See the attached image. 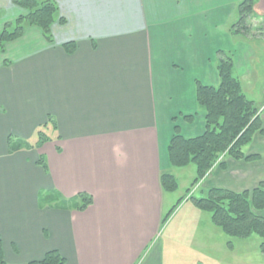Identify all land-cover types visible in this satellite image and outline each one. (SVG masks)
<instances>
[{
  "label": "crops",
  "instance_id": "obj_1",
  "mask_svg": "<svg viewBox=\"0 0 264 264\" xmlns=\"http://www.w3.org/2000/svg\"><path fill=\"white\" fill-rule=\"evenodd\" d=\"M51 1L58 9L52 43L26 26L18 39L25 43H8L0 53L4 264L37 263L52 251L64 264H181L178 231L165 239L161 225L167 192L160 176L175 169L167 148L175 127L184 138L203 134L196 83L219 85V53L231 56L244 94L262 85L256 50L246 42L264 41L257 34L264 0H254L247 36L231 32L244 0ZM24 14L0 0L1 26ZM257 47L262 52L264 43ZM262 108V132L243 149L259 160L221 157L194 186L202 197L264 181ZM39 130L49 140L37 148ZM9 138L28 147L9 152ZM80 194L92 200L82 211Z\"/></svg>",
  "mask_w": 264,
  "mask_h": 264
},
{
  "label": "trees",
  "instance_id": "obj_2",
  "mask_svg": "<svg viewBox=\"0 0 264 264\" xmlns=\"http://www.w3.org/2000/svg\"><path fill=\"white\" fill-rule=\"evenodd\" d=\"M254 0H244L238 5L239 20L231 27L232 34L247 36L252 30V7ZM12 4L19 7L26 14L18 17L14 22L5 24L0 31V53L5 52L8 43L22 37L25 26H34L41 30L43 37L52 43L51 28L56 21L57 5L51 0H12ZM61 23L63 20H59ZM264 28V16L261 24ZM66 52H72L73 43L63 45ZM217 72L219 85L217 87L204 86L196 83V101L204 113L205 130L202 135L184 138L175 127V133L169 142L167 154L172 168H182L189 164L196 167V177L192 187L198 184L207 173L218 163L221 157L233 161L254 162L259 156H245L243 149L251 143L257 133L262 132L260 109L249 100L242 91L240 81L233 76V62L231 56L218 54ZM191 121V118H185ZM49 139L43 131L37 132L39 148ZM27 146L25 142L8 140L9 152H14ZM42 164L41 161H39ZM224 168L223 164H220ZM160 184L164 191L172 192L177 187L175 177L170 173L160 176ZM189 192V191H188ZM82 200L78 210L88 207L92 200L80 194ZM185 199H180L176 206L163 218L165 224L169 215ZM201 211L211 214L212 224L233 238H250L258 236L264 239V216L258 213L264 211V181L259 182L252 190L235 193L226 189L213 188L201 198L190 195L186 198ZM264 254V244L261 245ZM0 241V264H4ZM30 264H64V260L55 252H48L43 260Z\"/></svg>",
  "mask_w": 264,
  "mask_h": 264
},
{
  "label": "rangeland",
  "instance_id": "obj_3",
  "mask_svg": "<svg viewBox=\"0 0 264 264\" xmlns=\"http://www.w3.org/2000/svg\"><path fill=\"white\" fill-rule=\"evenodd\" d=\"M14 21L15 20L11 22ZM252 23H254V21ZM5 24L3 26L0 25V31L4 28ZM259 33H264V28L257 32V34ZM24 43V40H17L14 42L15 45ZM262 43H264V41L256 40L252 37H249L246 42L247 46L253 45L255 48L253 50H256L254 51L256 56L253 54L252 56L254 59H251L252 61L258 59L256 64L258 67L254 72L259 74L257 78L261 80L262 85L254 91L244 88V92L246 93L245 96L253 101L258 109H260L261 106H263L262 109H264V98L261 94V91H264V49H262V52H259L260 48L257 47ZM260 64L261 66H259ZM256 65H254V67ZM245 76L248 78V81H253L255 78V76H251V74L249 77L247 75ZM247 82L243 80V85L245 86ZM170 174L175 177L177 187L174 191L165 193L164 204L166 215L176 206L180 199L185 200H183L169 215L165 226H163L165 227L163 229V231L165 230L163 236H167L165 239H168L171 230L178 231L176 239L180 243L178 252L180 253L181 264H264V254L261 250L264 239L255 235L246 239L229 237L221 229L212 225L210 222L211 214L209 212L197 211L199 213H195L198 209H196L190 201H186V198L190 195L195 198L202 197L201 194L191 186L196 177V167L194 164L172 169ZM207 216L209 218L208 221L206 220ZM203 224L204 226L207 224L209 227L207 230L200 231L198 227Z\"/></svg>",
  "mask_w": 264,
  "mask_h": 264
}]
</instances>
